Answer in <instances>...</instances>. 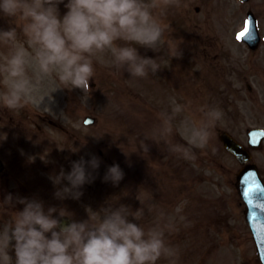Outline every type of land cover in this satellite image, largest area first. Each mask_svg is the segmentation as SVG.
<instances>
[{"label": "clouds", "instance_id": "obj_1", "mask_svg": "<svg viewBox=\"0 0 264 264\" xmlns=\"http://www.w3.org/2000/svg\"><path fill=\"white\" fill-rule=\"evenodd\" d=\"M61 3L64 0H0V16L19 17L28 43L26 47L20 42L14 27L0 29V46L7 50L0 62L4 81L0 105L4 108L15 111L29 103L42 106L45 97L37 98L36 94L46 79L58 80L63 87L57 90L70 86L90 91L94 57L105 52L111 53L117 68L132 77L156 74L161 70L157 61L130 45L155 49L166 31L158 17L171 7H185L182 0H67V12L61 17ZM117 41H125L126 46L117 45ZM171 55L180 59L183 51L173 47ZM173 104L171 113L157 114L159 124L152 131V139L167 144L185 160H195L193 149L208 146L222 113L215 108L201 109L198 124L188 119L182 122L187 145L172 143L174 117L187 110L186 105ZM144 148L150 149L146 142ZM100 164L97 156L89 154L87 160L81 157L72 161L70 171L61 167L49 177L55 187L54 198L79 200L83 186L95 180ZM123 178V170L113 164L103 181L117 186ZM17 205H22V210L16 211ZM9 209L15 210V219L0 226V264H157L161 258L168 264L178 262V252L165 239L176 225L167 221L163 212L146 230L138 223L143 210L133 211L121 203L105 206L99 216L89 208L97 223H89L88 218L78 221L65 207L63 211L56 206L46 208L36 196L8 193L0 200V218Z\"/></svg>", "mask_w": 264, "mask_h": 264}, {"label": "rangeland", "instance_id": "obj_2", "mask_svg": "<svg viewBox=\"0 0 264 264\" xmlns=\"http://www.w3.org/2000/svg\"><path fill=\"white\" fill-rule=\"evenodd\" d=\"M149 3H151V0ZM64 4L66 3L58 5L61 17L67 11ZM182 4L185 7L180 9L171 7L165 15L158 17L166 31L157 47L152 49L151 53L147 49L144 55L154 58L156 61L158 60L157 56L160 58L163 56V61L169 66L162 62L161 67L166 72L170 70L168 73L172 74L171 77H166L162 69L157 74H149V85H152L150 88L147 85V79L142 78L145 87L149 88L147 93L144 91L142 93L139 90H136L137 92L135 90L121 91L120 86L119 91L114 92L112 85L117 80L116 77L119 79L117 80L118 82L126 83L127 72L114 65L110 52L100 54V67L102 68L95 66L92 81L96 80L97 86L93 85V87L94 89L96 88L97 92H102L105 99H102L99 110L90 111L91 114L97 116L98 124L86 130L87 135L90 133L87 136L86 160L89 158V154L95 155L100 159L101 164L96 172L98 173L103 168V165L111 164L113 151L118 154L116 157L123 156L120 155L122 151L120 146L134 136L133 133L136 129H132V126L135 125L137 127L139 120V116L135 117V122L129 119L132 111L129 105L132 108H141L142 105L138 101L142 100L143 104L153 101L151 97L155 95L158 87L160 91H167L165 88L170 83L169 87L171 86V89L177 90L174 91L176 95L172 91L174 99H176L178 104L187 106L186 111L177 115L180 123L188 119L198 124L202 118L201 109L205 107L219 110L222 113V118L217 122L208 146L203 149H193L196 159L187 161V163L191 162V164H186V161L179 156V168L175 175L177 181L173 179L172 182L173 184L183 183L182 187L184 190L210 197V201L214 202V200L220 199L222 201L220 205L225 206L228 212L230 208L233 210V215L238 220L234 224V229H232V232L236 234V239H230L231 242L228 249L224 248L221 251H215L216 263L214 264H219V260L222 257H227L223 264L225 261L227 262L226 264H241L242 251L244 252L243 259L248 260L249 257H252L253 246L251 241L246 238L242 247V237L248 235L249 230L241 219L242 205H238L240 211L235 208L238 200L232 186L233 172L238 170V164L226 152L222 151V147L217 142L222 130L230 131L237 139L242 141L247 128H264V0H251L248 4H244L240 0H182ZM196 5H199V10L193 11ZM247 9H252L255 12L262 37V46L256 53H253L243 42L237 39L240 29L245 26ZM156 14L154 12V15ZM15 19L16 23L22 24L19 17ZM2 22H7V20L4 19ZM174 30L177 31L175 32ZM173 33H175V36ZM121 42L117 41L116 43L120 45ZM173 47H178L183 51L182 58H172ZM2 50L4 48L2 49L0 46V60L5 55ZM175 75L177 78L173 79ZM161 76H165L162 77L163 80H160ZM44 81L48 83L46 80ZM135 82L141 88V84L137 80ZM248 82L252 84L250 90H247L246 87ZM51 84L53 83L51 82ZM120 91L122 94H120ZM51 104L59 108L57 100L52 99ZM51 104L45 103L39 108L42 111L53 113ZM27 106L30 107L29 105ZM111 108L116 112H113V115ZM17 111L18 114L23 113L22 109ZM26 111L28 112V110ZM139 127L145 130L143 120L139 123ZM180 132L184 137H182L179 144L187 145V138L182 127H180ZM163 150H169L168 145H165ZM32 152V149L25 151L26 154H31ZM69 152L71 154L74 153L75 148L69 147ZM78 159L79 157H75L71 162ZM253 159L264 174V143L261 152H254ZM10 161L12 163L15 162L14 159ZM116 161L117 163L120 162V160ZM17 162L18 158L16 159ZM57 162L55 160L54 165H57ZM70 165L69 163V168ZM57 166L58 170L61 169L60 167L65 170L68 165L64 162L59 163ZM192 169H194V176L197 179L201 178L202 182L189 183V175ZM65 172L67 171L65 170ZM154 180L155 178L151 177L150 183L152 184ZM87 185L91 190L83 186V195L79 200H57L52 206L61 207L62 211L63 207L67 210H72L79 221L88 218L89 223L98 222V220H92V212L89 208L96 211L99 216L105 206L113 203L128 205L133 211L137 208L142 209L145 206L142 201H140L139 206L137 203L132 206L130 198L120 182L118 184L119 189L117 187L108 188L107 186L99 189L100 186L96 188L97 184L95 182ZM78 206L81 207V210ZM216 206L217 204L214 207H210V210H216ZM217 210L223 213V210L219 208ZM161 212L165 214L167 221L174 222L176 225V230L166 233L165 239L178 252L177 264H194L195 261L189 260V258H201L204 255L211 254L208 251L211 242L207 240L199 238L191 245L188 243L185 238L187 237V224L184 225V218H173L172 220L173 216L171 215L173 213L166 211L165 204H158L156 207L143 212V216L138 223L147 230L158 221ZM129 219L133 220L132 217H129ZM210 221V219L202 220V222H207L211 226ZM133 222L135 221L133 220ZM242 223L245 227H243ZM178 232L183 233L182 238L179 240L175 239L178 238ZM219 256L220 258L217 259ZM248 262L249 264H255V261ZM157 264H168V260L161 258Z\"/></svg>", "mask_w": 264, "mask_h": 264}, {"label": "water", "instance_id": "obj_3", "mask_svg": "<svg viewBox=\"0 0 264 264\" xmlns=\"http://www.w3.org/2000/svg\"><path fill=\"white\" fill-rule=\"evenodd\" d=\"M232 151L235 152L237 156L242 158L240 155L238 146L232 145L231 146ZM251 177H254L253 172H251L248 168L244 169L243 174L242 172L238 175V189L240 191H244V197L246 198L248 202V206L251 208H255L257 210L258 218L262 219V222H260L259 226L261 227V237L264 238V191L263 188L260 186H255L257 183H254L251 181ZM243 187V189H242ZM248 189H251V191H247ZM247 191V195H245V192ZM258 202V203H257ZM252 218H255V214L252 213ZM263 218H262V217ZM261 221V220H258Z\"/></svg>", "mask_w": 264, "mask_h": 264}, {"label": "snow or ice", "instance_id": "obj_4", "mask_svg": "<svg viewBox=\"0 0 264 264\" xmlns=\"http://www.w3.org/2000/svg\"><path fill=\"white\" fill-rule=\"evenodd\" d=\"M249 31H250V22H247V21H246V23H245V27H244L243 31L240 32V33L237 35V39L239 40V39H242V38L246 37L247 34L249 33ZM247 191H251V189H248ZM247 191L245 192V195H247Z\"/></svg>", "mask_w": 264, "mask_h": 264}]
</instances>
